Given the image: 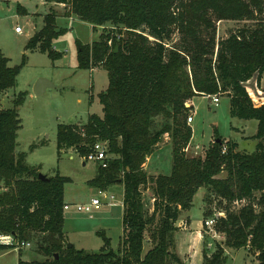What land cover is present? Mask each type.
<instances>
[{
  "label": "trees",
  "instance_id": "16d2710c",
  "mask_svg": "<svg viewBox=\"0 0 264 264\" xmlns=\"http://www.w3.org/2000/svg\"><path fill=\"white\" fill-rule=\"evenodd\" d=\"M45 2L64 5L66 18L105 30L91 45L77 41L79 68L108 73V89L99 95L104 116H92L83 126L60 125L57 144L80 157L97 143L108 144V167L98 165L88 185L103 191L123 186V237L118 251L104 232L98 253L69 247L64 206L65 185L72 180L60 175L41 180L26 164V154L16 153L22 93L13 109H0V234L34 242L46 260L20 264H183L176 253L177 222L202 188L225 204L215 230L226 244L253 251L264 264V0ZM57 17L53 12L45 17L26 50L47 53L53 61L63 58L53 49L65 32ZM224 22L252 24L226 37L219 32L218 39L217 24ZM25 64L26 55L21 65L10 67L0 50V95L17 85ZM217 94L230 99L232 118L258 122L256 150L240 152L237 143L217 134L204 158H189L191 101ZM166 135L173 145L172 171L151 177L145 164ZM146 189L152 191V212ZM242 201L248 204L233 211ZM10 249L0 246V252ZM203 257L204 264L226 263L222 245L211 257L204 249Z\"/></svg>",
  "mask_w": 264,
  "mask_h": 264
},
{
  "label": "rangeland",
  "instance_id": "374dc122",
  "mask_svg": "<svg viewBox=\"0 0 264 264\" xmlns=\"http://www.w3.org/2000/svg\"><path fill=\"white\" fill-rule=\"evenodd\" d=\"M64 7L47 4L45 0H0V50L9 59L10 67L21 65L26 55V64L17 79V85L0 95V109H13L18 96L26 93L23 105L18 107L21 129L18 133L16 153H25L26 164L37 169L39 174L46 178L58 175L70 178L72 182L65 185L66 203L88 204L93 198L108 203L98 193L100 190L88 185L89 181L97 176L98 164L86 162L73 150L62 152L58 149L60 125L83 126L92 116H104L99 95L109 86L106 69L101 67L82 70L79 68L77 58V41L91 45L99 40L105 30L100 28L95 31L91 24L75 16L64 17L66 11ZM34 12L38 14L34 15ZM51 12L58 15L56 20L58 29L65 31L53 43V49L62 53L64 57L58 61H53L47 53L26 50L31 38L44 28L45 17ZM251 24L218 23V39L219 32L221 36L226 37L234 29ZM17 27L23 30V34L16 33ZM41 78L50 80L57 88H49L41 96H36L34 86ZM195 105L198 117L194 125L195 136L187 149L189 158H204L206 151L214 144L217 134H220L225 142H239L240 145L237 144L240 152L253 153L256 150L258 141L252 137L257 133L258 122L232 118L229 98L221 97L216 105L212 97L199 95L195 97ZM172 151L171 137L166 135L155 152L158 156L153 162L154 172L150 170L147 172L151 177L171 173ZM109 192L110 196L115 197L110 206L95 208L91 214L79 213L73 208L64 212L67 241L76 249L100 252L104 247L103 237L100 235L103 232L111 240L112 249L115 251L120 249L123 237V208L120 204L123 199V186L112 187ZM144 196L146 200L148 199V207L152 212L154 204L152 191L144 190ZM201 199L204 201L206 220L215 218L218 223L220 218L225 217L223 210L225 204L220 205V200L216 196L210 195L208 189L202 188L191 208L192 217L196 221L203 218L199 214ZM247 204V201L237 202L232 206V210L239 211ZM215 232L219 233L216 230ZM206 233L208 234H205L203 250L206 249L209 257L222 245L225 264H260L253 251L228 246L224 234L219 233V238L214 241L211 236L213 232ZM30 243V248L0 252V264H20V260L45 261V256L37 251L35 243ZM150 247L151 245L147 244L145 251Z\"/></svg>",
  "mask_w": 264,
  "mask_h": 264
},
{
  "label": "crops",
  "instance_id": "0c3cea01",
  "mask_svg": "<svg viewBox=\"0 0 264 264\" xmlns=\"http://www.w3.org/2000/svg\"><path fill=\"white\" fill-rule=\"evenodd\" d=\"M25 12L27 13V11H25ZM37 14L38 13L34 12V15H37ZM17 34H19V33H17ZM34 52H37V51H34ZM191 103L193 106H195V112L193 115L194 121L192 124H190L191 128L193 129V137H194L195 132H196V128L194 125H195L196 119L198 117L196 105H195V98L191 101ZM237 143L240 145L239 142H237ZM256 146H257V144H256ZM156 156H158V155H156V153H154L150 158H148L147 163L145 164V170L147 172H149V170H150V172H154L153 171V168H154L153 162H154ZM161 174H165V173H161ZM110 190H107V191L109 192ZM199 192H200V190H199ZM199 192L197 193L195 199H197ZM195 199H194V201H195ZM123 201H124V189H123V199L120 202V204L123 208V215H124V202ZM200 202H201V204L199 207V214L203 217L202 220L196 221L195 218L192 217V214H191L192 209H189L186 211H182L180 219L177 222V227L179 228V230L176 234L177 235L176 236V253L179 256V258L181 259V261L183 262V264H186V263L187 264H204L203 245L206 242L205 241V234H208V233H206V232H208V229L204 226V222L206 221V218H204V209H203L204 208V201H203V199H201ZM66 204H69V203H66ZM106 206H108V205H106ZM214 241H216V240H214ZM211 243H213V242H211Z\"/></svg>",
  "mask_w": 264,
  "mask_h": 264
},
{
  "label": "built area",
  "instance_id": "2783aa9c",
  "mask_svg": "<svg viewBox=\"0 0 264 264\" xmlns=\"http://www.w3.org/2000/svg\"><path fill=\"white\" fill-rule=\"evenodd\" d=\"M16 32L19 34H22L23 30L20 27H17ZM209 97H212L213 102L216 105H218V103L220 102L221 95L217 94V95L209 96ZM193 120H194L193 116L190 117L188 119V124L189 125L192 124ZM108 149H109V146L107 143H97L93 147L92 152L88 156L83 157V159L86 162H94L98 165H101L105 169L108 167V162L112 158V156L109 155L108 153ZM98 193H100L103 196V199L107 200L108 203L106 202L103 203L99 198H93L91 202L88 204H82V205L81 204H75V205L66 204L64 206V212H67L73 208L79 213L91 214L95 208H99V207L103 208L106 205L113 204L115 197L113 195L110 196L109 195L110 193L108 191L100 190L98 191ZM216 223H217V220L215 218L207 219L204 222V226L208 229V231L213 232L211 233V236L214 240L219 238V233L215 232ZM0 246L13 247V249L21 250L25 248H30L31 244L21 242L17 237H15L12 234H0ZM211 246L212 244L209 245V247Z\"/></svg>",
  "mask_w": 264,
  "mask_h": 264
},
{
  "label": "water",
  "instance_id": "95a60500",
  "mask_svg": "<svg viewBox=\"0 0 264 264\" xmlns=\"http://www.w3.org/2000/svg\"><path fill=\"white\" fill-rule=\"evenodd\" d=\"M49 88H57V86L54 85V83H52L50 80L45 79V78H41L39 79L35 86H34V92L36 94V96H41L42 94H44ZM39 178L41 180H48V178H46V176L39 174ZM69 247L72 248L73 245L69 244ZM58 258V256H57Z\"/></svg>",
  "mask_w": 264,
  "mask_h": 264
}]
</instances>
